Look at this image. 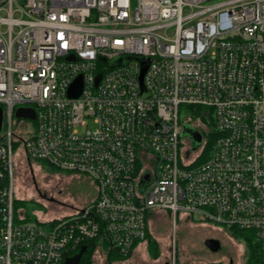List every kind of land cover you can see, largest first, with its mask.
I'll return each mask as SVG.
<instances>
[{
    "label": "built area",
    "instance_id": "obj_1",
    "mask_svg": "<svg viewBox=\"0 0 264 264\" xmlns=\"http://www.w3.org/2000/svg\"><path fill=\"white\" fill-rule=\"evenodd\" d=\"M0 106V264H64L89 240L128 256L150 208L247 231L264 264V0H0ZM22 106L36 114L27 137ZM183 107L204 135L187 155ZM19 143L92 177L95 198L30 222Z\"/></svg>",
    "mask_w": 264,
    "mask_h": 264
},
{
    "label": "rangeland",
    "instance_id": "obj_2",
    "mask_svg": "<svg viewBox=\"0 0 264 264\" xmlns=\"http://www.w3.org/2000/svg\"><path fill=\"white\" fill-rule=\"evenodd\" d=\"M181 120L189 121L188 108L183 107ZM196 119L193 118L188 126L196 128ZM94 127V122H89ZM13 128L23 137L34 131V121L26 118L14 117ZM184 142L181 149L185 155L194 152V143L189 139L187 132H181ZM21 143L15 147V172L18 208L25 211L30 222L38 219H49L64 213L72 212L92 201L97 194V185L87 174L61 170L53 167L46 161H32L21 150ZM148 220L153 232L152 241L156 245L157 253L152 255L144 247L139 246L131 256L124 259L108 258V245L105 249L98 248L91 257V264H165L174 258L182 260L184 264H228L232 259L238 260L240 247L245 251L241 264H249V252L246 241L241 237L235 239L228 236L232 232L223 225L202 223L196 216L179 212L176 217L166 209L150 208ZM45 227L47 223L42 224ZM213 227V228H211ZM212 236L221 239L220 248L212 250L206 240ZM148 250H149V245ZM118 258V257H117Z\"/></svg>",
    "mask_w": 264,
    "mask_h": 264
},
{
    "label": "water",
    "instance_id": "obj_3",
    "mask_svg": "<svg viewBox=\"0 0 264 264\" xmlns=\"http://www.w3.org/2000/svg\"><path fill=\"white\" fill-rule=\"evenodd\" d=\"M146 70V67H144L142 69V74H141V79L143 78V75H144V72ZM101 77V75H98V79ZM81 79L77 80L74 85L72 86V88L70 89V95L71 96H78L80 94V91H81ZM15 115L16 117L18 118H30V119H34L36 117V114H35V110L33 107H18L16 109V112H15ZM2 122H3V109L2 107L0 106V131H1V128H2ZM189 123H185L183 125V129H182V132L185 131L187 133H192V130L194 128H190L188 126ZM193 137L195 139V143L193 144L194 147L193 149L196 150L200 147L201 143H202V133L197 129L195 128V130L193 131ZM151 181L150 179V175L149 173H146L144 174L143 178H142V181L140 183V186L142 188H145L146 185ZM206 244L209 248H211L212 250H218L220 248V242L218 239H215V238H209L206 240ZM87 249V245H83L80 249L79 252L71 255V256H67L65 258V261H64V264H81V258L84 254V252L86 251Z\"/></svg>",
    "mask_w": 264,
    "mask_h": 264
},
{
    "label": "trees",
    "instance_id": "obj_4",
    "mask_svg": "<svg viewBox=\"0 0 264 264\" xmlns=\"http://www.w3.org/2000/svg\"><path fill=\"white\" fill-rule=\"evenodd\" d=\"M211 143H212V141H211V137H210L209 141H208V143L204 149L202 157L200 159L201 161L207 157L209 150H210ZM19 201L20 200L17 198L16 199V205L17 206H18ZM232 233L236 237H241L246 241L247 249L249 252V264H257V262L259 261V258H260V249L258 248V244L253 241L249 232L234 230ZM146 241H147V245H149L150 253L152 255H156V253H157L156 245L154 244V241H152L150 233H148ZM86 243H87V249L81 258V264H91V257L93 255V253L96 251V247H97V241L96 240H89ZM78 251H80V249H77L76 251H73L70 254L73 255V254L77 253ZM108 258L112 261L114 259H119V260L124 259L123 256L120 255L117 251H115L114 249L113 250L109 249V248H108Z\"/></svg>",
    "mask_w": 264,
    "mask_h": 264
},
{
    "label": "flooded vegetation",
    "instance_id": "obj_5",
    "mask_svg": "<svg viewBox=\"0 0 264 264\" xmlns=\"http://www.w3.org/2000/svg\"><path fill=\"white\" fill-rule=\"evenodd\" d=\"M195 129H193L192 130V133H193V131H194ZM199 130V129H198ZM200 131V130H199ZM201 132V131H200ZM192 133H187L188 134V136H189V139L193 142V143H195V139H194V137H193V134ZM202 133V132H201ZM202 135H203V133H202ZM203 138H204V135L202 136V141H203ZM228 236H230L231 238H233V239H235V235L232 233V234H230V233H228ZM211 238H215V239H218L219 240V242L221 241V239L219 238V237H217V236H212ZM240 251L238 252V254H239V256H238V260L236 261V262H234V260H232V259H230L229 260V262H228V264H241L242 263V256H244V251H245V247L244 246H241L240 247V249H239ZM239 258H241L240 260H239ZM165 264H169V262H167V263H165Z\"/></svg>",
    "mask_w": 264,
    "mask_h": 264
},
{
    "label": "crops",
    "instance_id": "obj_6",
    "mask_svg": "<svg viewBox=\"0 0 264 264\" xmlns=\"http://www.w3.org/2000/svg\"><path fill=\"white\" fill-rule=\"evenodd\" d=\"M211 228H213V227H211ZM149 233H150V236L152 237L153 232H152V230H151V224H150V221H149ZM210 237H211V236H210ZM139 246L144 247L145 251L147 250L148 253H149L148 246H147V241H142V242L138 243V244L133 248L132 252L130 253L131 256L134 254V252L136 251V249H137ZM217 260H218V259H217ZM217 260H214V261H213V264H217V262H218ZM171 261H172V260H171ZM171 261H169V264L171 263ZM175 262H176V264H184V263H183L184 261L181 260V261L179 262L178 258L175 259ZM204 264H207V263L205 262Z\"/></svg>",
    "mask_w": 264,
    "mask_h": 264
},
{
    "label": "bare ground",
    "instance_id": "obj_7",
    "mask_svg": "<svg viewBox=\"0 0 264 264\" xmlns=\"http://www.w3.org/2000/svg\"><path fill=\"white\" fill-rule=\"evenodd\" d=\"M148 222H149V220H148Z\"/></svg>",
    "mask_w": 264,
    "mask_h": 264
}]
</instances>
